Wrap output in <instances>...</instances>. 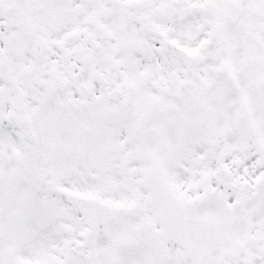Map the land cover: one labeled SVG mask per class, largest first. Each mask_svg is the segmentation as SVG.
I'll return each instance as SVG.
<instances>
[{"label": "snow or ice", "instance_id": "snow-or-ice-1", "mask_svg": "<svg viewBox=\"0 0 264 264\" xmlns=\"http://www.w3.org/2000/svg\"><path fill=\"white\" fill-rule=\"evenodd\" d=\"M0 264H264V0H0Z\"/></svg>", "mask_w": 264, "mask_h": 264}]
</instances>
